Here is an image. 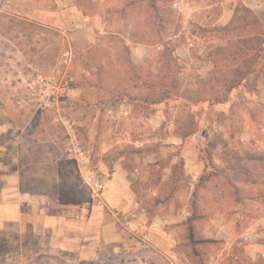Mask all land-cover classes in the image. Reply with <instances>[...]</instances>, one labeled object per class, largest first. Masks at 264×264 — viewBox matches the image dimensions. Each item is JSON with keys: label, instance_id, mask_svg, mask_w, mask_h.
<instances>
[{"label": "rangeland", "instance_id": "1", "mask_svg": "<svg viewBox=\"0 0 264 264\" xmlns=\"http://www.w3.org/2000/svg\"><path fill=\"white\" fill-rule=\"evenodd\" d=\"M59 1V5L75 4L84 13H100L102 21L48 23L39 19L54 10V0H0V130L9 131L12 120L17 130L33 131L23 139L31 144L33 156L40 158L41 144L56 149L52 156L62 155V166L49 161L26 169L22 181L26 188L46 191L65 202L87 198L89 187L75 162L66 157L68 132L76 131L90 155L87 130H113L118 120L106 117L104 109L121 94L155 102L164 100L171 88L168 94L197 101L221 98L237 81L250 78L254 93L264 94V0H237L225 26L212 25L221 0H183L181 9L173 5L181 0H161L160 20L142 0ZM206 63L214 67L210 76V71L206 75L199 71ZM234 97L230 111L218 120L223 125L220 130L227 131L223 142L240 148L232 156L238 161L221 171L225 178L217 187L227 207L235 205V195L240 203L248 192L256 203L264 195L262 104L249 107L237 99V93ZM178 106L174 117L178 130H191L194 121L189 110ZM253 107V115L248 116ZM4 134L1 143L10 138ZM220 137L215 132L211 143H220ZM227 155L231 160L230 152ZM231 176H252L255 181L253 185L232 182ZM30 241L31 247L25 248L17 238L10 243V238L0 236V264H77L71 255L65 254V261L38 253V246Z\"/></svg>", "mask_w": 264, "mask_h": 264}, {"label": "crops", "instance_id": "2", "mask_svg": "<svg viewBox=\"0 0 264 264\" xmlns=\"http://www.w3.org/2000/svg\"><path fill=\"white\" fill-rule=\"evenodd\" d=\"M54 1V10L39 21L67 20L74 25L102 21L100 13H84L75 4ZM182 2L173 5L181 9ZM236 3L221 0L212 25L228 24ZM212 68L206 63L199 71L205 75L210 71V76ZM251 85V78L237 81L227 95L197 101L174 95L153 102L124 94L110 100L104 112L118 120L113 130H87L90 163L109 174L106 187L100 196L89 193L76 201H60L23 185L26 169L49 161L62 166V155L52 156L56 149L41 144L42 155L33 156L31 144L23 141L33 131L17 130L10 119L14 124L10 130H0L1 136H10L0 142V236L10 238V243L17 238L25 248L33 240L38 253L60 260L71 255L77 264H264V195L257 203L253 193H247L244 203L235 195V207H227L217 188L225 178L221 171L238 161L232 156L240 151L239 145L223 142L227 131L223 133L218 122L219 115L232 108L234 93L249 107L262 104L264 131V94L254 93ZM178 105L189 110L194 130H178L174 118ZM215 132L221 133L220 143L210 141ZM229 152L231 160L226 158ZM229 179L252 185L255 181L252 176ZM150 184H164L166 189Z\"/></svg>", "mask_w": 264, "mask_h": 264}, {"label": "built area", "instance_id": "3", "mask_svg": "<svg viewBox=\"0 0 264 264\" xmlns=\"http://www.w3.org/2000/svg\"><path fill=\"white\" fill-rule=\"evenodd\" d=\"M39 81L43 82L44 79L40 77ZM65 153L74 160L81 173L83 182L89 187L91 193L95 196H100L106 187L109 174L94 167L90 163L88 151L82 145L75 130H69L68 132Z\"/></svg>", "mask_w": 264, "mask_h": 264}, {"label": "trees", "instance_id": "4", "mask_svg": "<svg viewBox=\"0 0 264 264\" xmlns=\"http://www.w3.org/2000/svg\"><path fill=\"white\" fill-rule=\"evenodd\" d=\"M142 1H144V2L148 5V7L153 11V14H154L155 18H157L158 20H160V12L157 11V8H158V3H159L161 0H142ZM243 80H244V79H241L240 82L243 81ZM170 90H172V89L169 88L168 91H170ZM168 91H167L166 94L164 93L165 95H164L163 98L170 97V95H172V96L176 95L174 92H173V93L170 92V93L168 94ZM173 94H174V95H173ZM191 130H194V128L192 127ZM203 157H204V159H208V155H207V154L204 155ZM206 166H209V162H207V161H206ZM208 174H209V173H208Z\"/></svg>", "mask_w": 264, "mask_h": 264}]
</instances>
